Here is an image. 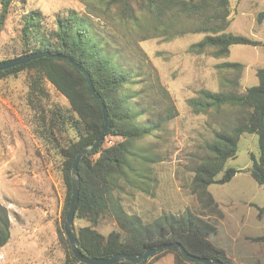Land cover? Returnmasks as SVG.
<instances>
[{"label": "trees", "instance_id": "1", "mask_svg": "<svg viewBox=\"0 0 264 264\" xmlns=\"http://www.w3.org/2000/svg\"><path fill=\"white\" fill-rule=\"evenodd\" d=\"M23 1L0 0V31L12 15V8ZM77 1L87 14L71 12L58 16L56 30L47 37L43 36V14L38 10L26 13L21 30L24 51L15 58L48 52L72 59L86 69L108 109L110 131L97 151L84 156L78 166L81 189L75 220L88 222L86 226L74 227L81 251L95 258H110L180 243L192 255L234 264L224 250L209 240L217 231L212 216L221 215L209 188L231 182L238 173L227 163L237 157L239 140L248 133L258 135L259 141V156H250L252 165L248 172L256 183L264 186V67L257 71L258 85L244 92L200 89L187 100L195 115L211 116L221 126L198 148L191 169L194 176L189 188L198 207L146 221L124 210L120 183L125 179L145 194L150 193L149 184L158 186V177L149 170V165L162 160L153 151L139 147L138 142L150 137L158 141L165 126L179 113L155 73L145 72L143 66L125 68L121 58L133 54L141 42L150 39L170 42L188 34L205 35L189 47L190 53L208 54L215 59L228 58L233 46L264 47V42L227 32L232 21L231 0ZM97 21L113 34L104 36ZM257 21L264 23V12L257 15ZM113 42L121 48L117 49ZM217 68L225 73H240L245 66L225 62ZM23 73L27 84L25 101L33 116L34 131L54 144L57 152L55 166L65 191V220L72 197V164L78 153L92 146L102 134L105 126L102 109L85 75L66 59H36L0 72V80ZM46 83L66 99L68 109L48 102ZM229 83L238 88L237 80ZM110 137L121 141L105 146ZM104 219L113 220L117 226L108 235L97 230ZM11 234L9 211L0 203V249L9 243ZM64 234L60 229V240L66 248L60 264H83L76 259ZM166 254L173 255L174 264H191L178 250L158 253L152 260Z\"/></svg>", "mask_w": 264, "mask_h": 264}, {"label": "rangeland", "instance_id": "2", "mask_svg": "<svg viewBox=\"0 0 264 264\" xmlns=\"http://www.w3.org/2000/svg\"><path fill=\"white\" fill-rule=\"evenodd\" d=\"M231 4L232 21L227 32L264 42V24L257 21V15L264 12V0H231ZM36 10L43 14L45 37L56 30L58 16L71 12L87 14L77 0L17 3L0 31V62L23 53L24 15ZM96 24L104 36L113 34L104 24L98 21ZM204 36L188 34L170 42L150 39L141 42L133 54L121 58L125 68L143 66L145 72L155 73L179 113L165 126L158 141L150 137L138 142L139 147L153 151L162 160L149 165V170L158 177V186L149 184L150 193L145 194L125 179L120 183L124 210L146 221L198 207L189 188L194 176L191 169L196 163L198 148L221 126L211 116L195 115L187 100L200 89L244 92L259 83L256 74L264 67V47L236 45L226 59L190 53L189 47ZM225 62L241 63L245 68L240 73H225L217 68ZM235 80L239 83L237 89L229 83ZM45 88L51 105L69 108L66 99L50 83ZM26 92V73L0 80V203L9 211L12 232L9 243L0 249V264H60L66 254L59 236L60 229L65 231V191L55 166V146L34 131ZM118 141L121 139L110 137L105 146ZM251 155L259 156V141L258 135L248 133L239 140L237 157L227 163L238 173L231 182L209 188L221 214L212 216L217 231L209 240L224 249L235 264H264V186L256 183L248 172ZM145 176L147 181L150 175ZM86 225L88 222L84 220L74 222V227ZM116 229L111 219H104L97 227L104 235ZM64 237L67 238L66 234ZM147 264H174V257L166 254Z\"/></svg>", "mask_w": 264, "mask_h": 264}, {"label": "water", "instance_id": "3", "mask_svg": "<svg viewBox=\"0 0 264 264\" xmlns=\"http://www.w3.org/2000/svg\"><path fill=\"white\" fill-rule=\"evenodd\" d=\"M63 58L68 60L74 67H76L81 73H83L86 77V81L89 85V88L93 94V96L96 98V100L99 102L103 117H104V130L100 137L95 141V143L92 146L84 147L76 156V158L73 161L72 164V171H71V180H72V197L70 201V207L66 215L65 223H64V230L65 234L70 242L71 249L76 257V259L83 263V264H116L121 262H129L131 264H145L149 260H151L155 255L158 253H162L167 250H178L184 257L186 261H188L191 264H224L220 260H211L208 258L195 256L187 252L184 247L180 243H168L164 245L157 246L155 248H150L144 253L140 254H117L110 258H95L91 257L88 254H85L81 251L79 240L77 237V234L74 230V222H75V216L79 204V196H80V189H81V180L80 175L78 173V166L80 161L83 159L84 156L94 153L99 148L103 138L105 135L110 131L111 129V120L110 115L108 112V109L106 105L102 102L100 94L96 91L95 86L93 84V81L86 71L84 67H82L80 64L76 63L72 59L61 56V55H54L51 53H34L30 55H23L18 58H13L6 61L0 62V72L6 71L18 66H21L23 64L30 63L33 60L40 59V58Z\"/></svg>", "mask_w": 264, "mask_h": 264}, {"label": "crops", "instance_id": "4", "mask_svg": "<svg viewBox=\"0 0 264 264\" xmlns=\"http://www.w3.org/2000/svg\"><path fill=\"white\" fill-rule=\"evenodd\" d=\"M262 24H264V23H262ZM259 41V40H258ZM263 42V41H262ZM218 247V246H217ZM222 250H224V249H222ZM225 251V250H224ZM226 252V251H225ZM227 253V252H226ZM228 255V254H227ZM229 257V256H228ZM230 258V257H229ZM231 259V258H230ZM231 261L233 262V259H231ZM234 263V262H233ZM235 264V263H234Z\"/></svg>", "mask_w": 264, "mask_h": 264}]
</instances>
